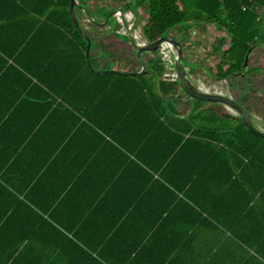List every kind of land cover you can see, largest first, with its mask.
<instances>
[{
  "label": "trees",
  "instance_id": "trees-1",
  "mask_svg": "<svg viewBox=\"0 0 264 264\" xmlns=\"http://www.w3.org/2000/svg\"><path fill=\"white\" fill-rule=\"evenodd\" d=\"M69 1L0 0V30L16 32L17 44L31 50L29 60L39 66L33 76L63 82L64 102L136 160H161L166 172L178 176L174 187L206 213L207 221L220 224L256 264H264V138L222 104L190 98L178 79H165L157 51L143 53L144 72L122 74L141 68L136 51L128 35L117 32L122 26L114 16L97 23L98 15L104 21L118 8L143 14L140 28L147 42L172 35L178 26L199 28L201 56L191 61L189 44L176 38L183 65H203L210 77L229 81L233 98L261 116L252 120L264 126V94L253 85L264 79V0H112L118 6L78 1L75 13L90 40L91 67L87 41L70 20ZM209 24L216 34H208ZM236 78L245 81L247 92L238 93ZM5 220L0 214V225Z\"/></svg>",
  "mask_w": 264,
  "mask_h": 264
},
{
  "label": "crops",
  "instance_id": "crops-1",
  "mask_svg": "<svg viewBox=\"0 0 264 264\" xmlns=\"http://www.w3.org/2000/svg\"><path fill=\"white\" fill-rule=\"evenodd\" d=\"M16 35L0 30V264H256L161 160H136L63 82L33 76Z\"/></svg>",
  "mask_w": 264,
  "mask_h": 264
},
{
  "label": "water",
  "instance_id": "water-1",
  "mask_svg": "<svg viewBox=\"0 0 264 264\" xmlns=\"http://www.w3.org/2000/svg\"><path fill=\"white\" fill-rule=\"evenodd\" d=\"M80 6L77 0H70L69 1V13H70V20L73 22L74 25L78 27L79 32L84 36V38L87 41V49L85 52V56L87 59V64L91 67L90 61H89V47H90V40L84 34L82 28L80 27L79 21L77 19L76 13H75V7ZM87 12V11H86ZM119 14L122 18L123 22V28L126 30L127 35L129 37V42L132 45V47L136 51V56L141 62V68L136 72H121L125 75H131V74H140L146 70V63L143 58L144 52H154L157 51L160 44L164 41L169 42L175 51L174 54V69L176 71L177 79L180 85V88L183 90V92L188 95L190 98L203 100L209 103L214 104H222L225 106L226 109H228L230 112L238 115L241 117L243 123L248 128V130L259 137L264 138V130L260 129L259 127L255 126L252 120V114L248 112L241 104H239L234 98L228 95H224L222 93L218 92H209L200 89L199 87L195 86L192 82L191 77L188 75L187 70L185 66L182 63V45L181 43L172 35H166L157 38L154 41L146 42L144 44L139 43L136 39L135 34H133L130 29L131 26H129L125 20L124 11L122 8H118L115 11L111 12L106 16V19L102 22H97L99 25L105 24L108 19L111 16H114L116 14ZM87 15L89 16V13L87 12ZM248 61V54L245 57V65ZM97 73H105V72H111L113 70H95ZM118 72V71H117Z\"/></svg>",
  "mask_w": 264,
  "mask_h": 264
},
{
  "label": "rangeland",
  "instance_id": "rangeland-1",
  "mask_svg": "<svg viewBox=\"0 0 264 264\" xmlns=\"http://www.w3.org/2000/svg\"><path fill=\"white\" fill-rule=\"evenodd\" d=\"M77 1H83V0H77ZM103 1L108 2V4H113V5L118 6V3L113 2L112 0H103ZM91 2H92V4H94V0H90V3ZM86 6H89V4H87ZM88 9L90 11L93 10L91 8H88ZM98 16H99V18L101 19V22H102L103 21V17L100 16V15H98ZM124 16H125V20H126L127 24L129 26H131L130 31L133 34H135V36L137 38L136 40L138 42H140V43L144 42L145 39L142 36L141 28H140L141 27V21L143 20L142 19L143 18V14H142V16L135 15L131 10L126 9L125 12H124ZM79 17L81 18V21H82L83 25L87 26L86 24H88L87 23L88 20L85 18V16L80 15ZM114 17L116 18V20L118 22H120V24L122 26L117 32H119L121 34H127V32L123 29V22H122L121 16L116 14V15H114ZM101 25H104V24H101ZM207 26H206L207 27V31L209 32L208 34L209 35L214 34L215 32H214L213 25L209 24ZM105 28L109 29V26H106ZM171 34L175 38H177V39H179L181 41H184V43L186 41V43L189 44V45H187L188 46L187 54H188V56L190 58L189 59L190 61L193 60L194 57L197 56V55L201 56V48H202V46L197 45V43H196V38L198 37V35H200L199 28H196L195 31H192L191 28H189L188 25H182V26L176 27L175 30H173V32ZM205 38H206V35H205ZM203 44H205V46L207 45L208 47H210L207 44V42H205V41L203 42ZM261 53L264 54V50L261 51ZM158 55H159V53H158ZM144 61H145V59H144ZM209 61H210V59L208 58L206 60H203L202 62L206 64V63H209ZM185 68H186L187 73L191 77L192 82L194 83L195 86H197L200 89L205 90V91L218 92V93H222L224 95L231 96L233 98L234 95H233V90H232V84H230L229 81L224 80V79L223 80H217V79H214V78L210 77L208 75V73L206 72V70L204 69L203 65H199V66H197L195 68H192L191 66L188 65ZM244 82L245 81L243 79H241V78H236V80H235V84L238 87V93L239 94L247 92L246 91V87L243 85ZM249 83L253 84L251 82H249ZM253 85L257 86V90H259V94H261V95L264 94V79L261 80V81L254 82ZM235 92H237V91H235ZM251 114L253 116H256L257 118H261V116L256 115L254 112H252ZM254 125L259 127L260 129L264 130V126L263 125L261 126L260 123H258V124L254 123Z\"/></svg>",
  "mask_w": 264,
  "mask_h": 264
},
{
  "label": "built area",
  "instance_id": "built-area-1",
  "mask_svg": "<svg viewBox=\"0 0 264 264\" xmlns=\"http://www.w3.org/2000/svg\"><path fill=\"white\" fill-rule=\"evenodd\" d=\"M117 15L119 14L117 13ZM146 42L147 41L145 40L144 42H141V44H144ZM157 52L159 53L160 58L164 62L165 68H166V72L164 73L163 77L168 80H176L177 75L174 69L175 51H174L173 46L169 42L164 41L163 43L160 44Z\"/></svg>",
  "mask_w": 264,
  "mask_h": 264
},
{
  "label": "bare ground",
  "instance_id": "bare-ground-1",
  "mask_svg": "<svg viewBox=\"0 0 264 264\" xmlns=\"http://www.w3.org/2000/svg\"><path fill=\"white\" fill-rule=\"evenodd\" d=\"M133 16V15H132Z\"/></svg>",
  "mask_w": 264,
  "mask_h": 264
}]
</instances>
